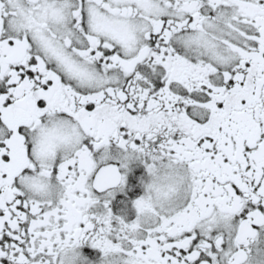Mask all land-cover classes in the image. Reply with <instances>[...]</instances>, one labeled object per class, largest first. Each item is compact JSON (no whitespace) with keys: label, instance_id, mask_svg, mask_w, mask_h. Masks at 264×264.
<instances>
[{"label":"snow or ice","instance_id":"6c2138e0","mask_svg":"<svg viewBox=\"0 0 264 264\" xmlns=\"http://www.w3.org/2000/svg\"><path fill=\"white\" fill-rule=\"evenodd\" d=\"M0 264H264V0H0Z\"/></svg>","mask_w":264,"mask_h":264}]
</instances>
